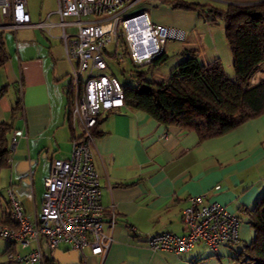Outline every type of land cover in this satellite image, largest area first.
Segmentation results:
<instances>
[{"label": "crops", "instance_id": "0c3cea01", "mask_svg": "<svg viewBox=\"0 0 264 264\" xmlns=\"http://www.w3.org/2000/svg\"><path fill=\"white\" fill-rule=\"evenodd\" d=\"M26 7L31 23L43 26L1 32L5 60L0 64V122L12 125L7 147L15 130L22 135L8 151V164L0 167V216L7 207L10 210V197L30 217L40 211L44 178L53 160L69 158L71 141L80 134L67 119L71 68L57 9L42 6L32 17L27 0ZM181 11L159 5L150 14L141 12L153 24L186 29L194 18ZM91 161L99 175L101 204L115 212L105 255L73 250L65 243L51 248L44 237L24 248L9 247L0 237V264H38L11 262L7 256L9 251L26 254L37 245L45 264H211V252L221 246L212 251L198 243L175 255L150 250L146 238L162 231L182 234V211L190 196L200 194L239 218V243L248 238L250 225L243 220L264 195V115L202 139L193 130L158 123L144 111L122 106L100 115Z\"/></svg>", "mask_w": 264, "mask_h": 264}, {"label": "built area", "instance_id": "2783aa9c", "mask_svg": "<svg viewBox=\"0 0 264 264\" xmlns=\"http://www.w3.org/2000/svg\"><path fill=\"white\" fill-rule=\"evenodd\" d=\"M136 1L57 0L64 50L71 68L67 118L73 127L79 128L80 134L71 141L69 158L53 160L50 172L44 178L42 203L37 214L30 217L10 197L12 224H0V237L11 244L24 248L31 241L37 242L44 237L51 248L65 243L70 249H89L94 255L103 256L107 252L112 242L107 229L114 226L115 212L101 204L99 175L91 161V143L93 128L100 115L124 106V92L115 76L95 74L94 71L107 68L105 55L122 59V48L126 49L134 65L143 66L161 52L166 41L183 39L182 32L153 24L146 12L123 17L122 14ZM88 15L96 18L82 19ZM0 16V31L43 26V23H31L26 0H0ZM65 18H72V21L67 22ZM66 25L73 26L75 31L67 33ZM121 39L122 51L119 50ZM109 43L115 47L112 54L106 48ZM88 68L86 79L82 80L80 75ZM21 135L20 130L14 131L9 151ZM188 201L182 211L185 231L182 234L162 231L148 235L146 245L150 250L180 255L198 243L212 251L222 245L239 243V218L225 206L208 200L205 194L190 196ZM7 256L11 262L45 264L38 245L26 254L9 251Z\"/></svg>", "mask_w": 264, "mask_h": 264}, {"label": "trees", "instance_id": "16d2710c", "mask_svg": "<svg viewBox=\"0 0 264 264\" xmlns=\"http://www.w3.org/2000/svg\"><path fill=\"white\" fill-rule=\"evenodd\" d=\"M171 3L173 8L209 13L212 23L224 20L235 75L227 77L218 59L201 64L195 50H185L186 57L160 83L147 80L146 71L136 68V85H122L124 106L144 111L158 123L193 130L202 139L226 134L247 120L264 115V77L253 80L264 67V0H231L225 9L178 0ZM1 32L0 64L5 60ZM120 46L123 47L122 39ZM122 50L127 54L125 48ZM165 59L166 53L160 52L143 66ZM66 98L68 113L70 87ZM17 110L18 107L13 114ZM11 128L10 122H0V167L8 164L7 135ZM247 215L253 237L241 246L235 260L241 264H264V195ZM0 224H12L8 207L0 216ZM9 245L13 244L9 241Z\"/></svg>", "mask_w": 264, "mask_h": 264}, {"label": "rangeland", "instance_id": "374dc122", "mask_svg": "<svg viewBox=\"0 0 264 264\" xmlns=\"http://www.w3.org/2000/svg\"><path fill=\"white\" fill-rule=\"evenodd\" d=\"M172 1L175 0H165L164 2H159L158 0H138L133 3L127 11L122 15L123 17L137 14L143 10H146L151 13L152 9L155 6L164 5L169 8H173ZM185 1L189 3H199L210 5L214 8L225 9L228 2H222L218 0H178ZM27 5L31 16H37L41 10L42 6H49L52 10L57 9V0H27ZM182 13L188 15L186 18H194L190 27L186 29H181L174 26H167L174 30L180 31L183 34V39H171L168 41L165 53L166 59L160 63L154 65H148L143 67L134 66L128 54H125L124 57L120 60L115 59L112 56H106L105 60L107 62V68L97 72L95 74L103 73L109 76H115L121 85L126 87H134L136 85V78L134 77V72L136 68L138 70L146 71L145 78L154 82H162L168 79L171 70L173 67L179 63L182 59L186 57L185 50H195L196 58L201 64H207L212 62L215 59H218L222 65L225 75L229 78L234 77V68L232 65V56L230 49L225 37V22L223 19H217L215 23L210 22L211 16L209 13H203L198 10H186L182 9ZM56 18L57 15H54ZM1 17V16H0ZM2 18V17H1ZM84 19H95L93 15H88L82 17ZM3 21H7L4 19ZM73 27H67L68 32H72ZM74 32V31H73ZM109 54H112L115 50L114 44L109 43L106 46ZM121 50V46H119ZM91 63H88L90 67ZM88 70H84L80 75L82 80L86 79ZM264 77V67H261L260 70L255 73L253 80L258 81L260 78ZM67 82L71 81L70 73L67 76ZM243 222H248L243 220ZM247 224V223H245ZM248 238L241 243L236 245H222L216 252H211L214 254L211 264H241L235 260V257L238 255V251L241 249V246L246 242L248 243L253 237V230L249 226Z\"/></svg>", "mask_w": 264, "mask_h": 264}]
</instances>
